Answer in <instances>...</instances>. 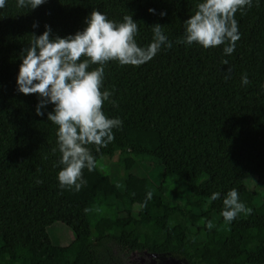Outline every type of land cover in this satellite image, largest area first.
Here are the masks:
<instances>
[{
    "label": "trees",
    "instance_id": "obj_1",
    "mask_svg": "<svg viewBox=\"0 0 264 264\" xmlns=\"http://www.w3.org/2000/svg\"><path fill=\"white\" fill-rule=\"evenodd\" d=\"M198 2L46 0L31 10L7 0L0 9V264H124L114 245L186 264H264V0L235 14L240 39L230 55L222 45L176 42ZM93 10L116 22L131 15L142 47L159 24L173 46L140 66L105 65L104 88L116 103L103 111L123 123L107 146H89L95 166L82 170L77 191L57 181L56 126L35 114L36 95L19 93L15 81L33 32L48 24L53 36L74 34ZM115 156L119 166H162L160 181L129 179V171L119 188L98 168ZM232 188L251 212L228 223L220 213ZM212 192L221 195L211 200ZM56 223L73 232L71 248L53 247Z\"/></svg>",
    "mask_w": 264,
    "mask_h": 264
},
{
    "label": "clouds",
    "instance_id": "obj_2",
    "mask_svg": "<svg viewBox=\"0 0 264 264\" xmlns=\"http://www.w3.org/2000/svg\"><path fill=\"white\" fill-rule=\"evenodd\" d=\"M46 0H16L18 8L36 9ZM7 0H0V9ZM253 0H199L196 11L183 22L184 29L177 43L204 49L223 46L225 55L233 53L240 39L237 11L251 7ZM150 13L154 9L149 8ZM165 15L164 12L160 13ZM82 31L64 37L51 35V27L44 25L39 35L35 32L21 53L16 76V91L35 94V114L46 116L56 126V143L61 166L57 181L61 187L79 190L84 183L82 170L91 171L95 166L92 148L98 152L114 139V129L122 126L119 117H108L103 111L105 102L115 106L112 92L104 88L105 65L116 61L120 65L140 66L153 59L162 48L173 44L162 31V26H151L153 38L146 46L138 45L135 37L138 24L131 15L122 22L110 20L98 10H93L85 19ZM33 29L39 27L34 22ZM227 64V60L223 61ZM95 65V67H92ZM249 83L247 74H242L241 84ZM51 110L48 111V106ZM220 192H212L210 199L216 200ZM152 192L146 194L151 199ZM220 215L225 222H232L238 214H250L251 209L239 199L235 188L227 191L223 198Z\"/></svg>",
    "mask_w": 264,
    "mask_h": 264
},
{
    "label": "rangeland",
    "instance_id": "obj_3",
    "mask_svg": "<svg viewBox=\"0 0 264 264\" xmlns=\"http://www.w3.org/2000/svg\"><path fill=\"white\" fill-rule=\"evenodd\" d=\"M132 164L133 161L129 159L125 165L119 166V159L117 156L112 158L103 157L98 161V168L104 174V176L108 177L109 179L112 178L113 182L121 189L124 188V176L126 172L129 171V173H131L130 177L137 180H140L139 178H137V176H147L156 183L160 181L163 173L162 166H148L146 164H142L131 167ZM205 169L206 171L210 172L212 170V167L207 166L205 167ZM248 182L252 189L256 190L257 192H260L263 195V191L256 185L253 180L248 178ZM180 190L184 191L185 188L181 187ZM75 200H77V198H75ZM97 229H103L102 222L97 225ZM48 231L53 241V247L55 249L66 247L71 248V244L75 239V236L66 225L62 223H56L55 225L51 226ZM112 248L114 253L120 256L124 264H186L183 260L174 257L160 258L159 255L148 252H137L128 254L125 251H121L115 245Z\"/></svg>",
    "mask_w": 264,
    "mask_h": 264
},
{
    "label": "flooded vegetation",
    "instance_id": "obj_4",
    "mask_svg": "<svg viewBox=\"0 0 264 264\" xmlns=\"http://www.w3.org/2000/svg\"><path fill=\"white\" fill-rule=\"evenodd\" d=\"M133 253H137V252H133ZM138 253H142V252H138Z\"/></svg>",
    "mask_w": 264,
    "mask_h": 264
},
{
    "label": "crops",
    "instance_id": "obj_5",
    "mask_svg": "<svg viewBox=\"0 0 264 264\" xmlns=\"http://www.w3.org/2000/svg\"><path fill=\"white\" fill-rule=\"evenodd\" d=\"M129 179H131V177H129Z\"/></svg>",
    "mask_w": 264,
    "mask_h": 264
}]
</instances>
